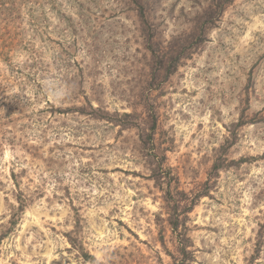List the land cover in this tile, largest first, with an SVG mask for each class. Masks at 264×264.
<instances>
[{"label": "rangeland", "instance_id": "obj_1", "mask_svg": "<svg viewBox=\"0 0 264 264\" xmlns=\"http://www.w3.org/2000/svg\"><path fill=\"white\" fill-rule=\"evenodd\" d=\"M0 264H264V0H2Z\"/></svg>", "mask_w": 264, "mask_h": 264}, {"label": "trees", "instance_id": "obj_2", "mask_svg": "<svg viewBox=\"0 0 264 264\" xmlns=\"http://www.w3.org/2000/svg\"><path fill=\"white\" fill-rule=\"evenodd\" d=\"M1 5H2V0H0V6ZM161 54L164 55V52L161 51ZM158 56H159V54H158ZM179 56H181V55H179V53H176V54L170 56V60H171L170 64H174V63L177 64L178 63V59L180 58ZM153 124H154V121H153ZM152 128H153V126H152ZM152 128H151V130H152ZM172 208L173 209H171V212L173 210H175L174 206ZM167 224L169 225V227L171 228V231L173 233H175L177 231L179 225L182 224V222H180V214L178 213V210H177V212L175 210L174 214H172V215L170 214L169 215V217L167 219ZM178 238H179L178 239V246H179L178 247V252L186 253V245H185V240L187 239L186 234L185 233H180Z\"/></svg>", "mask_w": 264, "mask_h": 264}, {"label": "clouds", "instance_id": "obj_3", "mask_svg": "<svg viewBox=\"0 0 264 264\" xmlns=\"http://www.w3.org/2000/svg\"><path fill=\"white\" fill-rule=\"evenodd\" d=\"M63 93H60V94H54L53 98L54 99H59L60 98V95H62Z\"/></svg>", "mask_w": 264, "mask_h": 264}]
</instances>
